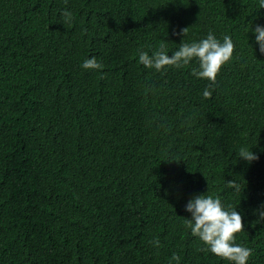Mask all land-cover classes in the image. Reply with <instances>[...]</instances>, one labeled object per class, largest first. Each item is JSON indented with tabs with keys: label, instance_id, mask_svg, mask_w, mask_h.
<instances>
[{
	"label": "trees",
	"instance_id": "16d2710c",
	"mask_svg": "<svg viewBox=\"0 0 264 264\" xmlns=\"http://www.w3.org/2000/svg\"><path fill=\"white\" fill-rule=\"evenodd\" d=\"M251 23L264 24L259 0H0V264H232L187 226L184 203L201 193L241 213L235 243L264 264V53ZM182 28L185 42L232 38L214 82L195 60L137 62L162 42L171 55ZM91 56L101 69L81 67Z\"/></svg>",
	"mask_w": 264,
	"mask_h": 264
},
{
	"label": "clouds",
	"instance_id": "9594fccd",
	"mask_svg": "<svg viewBox=\"0 0 264 264\" xmlns=\"http://www.w3.org/2000/svg\"><path fill=\"white\" fill-rule=\"evenodd\" d=\"M261 8H264V0H259ZM62 16L68 20L72 16L69 9H64ZM187 28L180 29L182 37L179 47L171 52L167 50L166 44L161 43L156 51L149 54L148 51H140L138 63L146 68H153L156 71L166 70L167 66L182 67L193 60L198 62V70L193 69V74L201 79L214 82L221 66L230 60L233 54L234 44L229 35L218 39L215 34L209 32L205 37L192 42H185L184 36ZM253 34L254 42L261 53H264V24L256 23L246 29ZM81 67L86 70L101 69L103 65L95 56L85 58ZM205 96L209 95L207 89ZM239 157L246 161L257 158L250 149L241 148ZM228 186L239 192V183L235 180H227ZM184 210L189 214L186 218L187 226L191 234L204 243L207 250L232 264H248L251 249L243 244L235 243L236 233L244 229V222L239 211L228 210L218 196L205 195L204 193L192 195L184 203ZM257 219L264 221V201L253 209ZM152 243L159 246V241ZM172 259H177L173 255Z\"/></svg>",
	"mask_w": 264,
	"mask_h": 264
}]
</instances>
